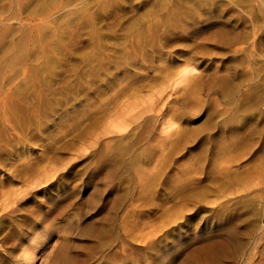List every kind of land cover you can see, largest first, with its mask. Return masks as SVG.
<instances>
[{"label": "rangeland", "instance_id": "1", "mask_svg": "<svg viewBox=\"0 0 264 264\" xmlns=\"http://www.w3.org/2000/svg\"><path fill=\"white\" fill-rule=\"evenodd\" d=\"M0 264H264V0H0Z\"/></svg>", "mask_w": 264, "mask_h": 264}, {"label": "bare ground", "instance_id": "2", "mask_svg": "<svg viewBox=\"0 0 264 264\" xmlns=\"http://www.w3.org/2000/svg\"><path fill=\"white\" fill-rule=\"evenodd\" d=\"M63 251H64V249H63Z\"/></svg>", "mask_w": 264, "mask_h": 264}]
</instances>
